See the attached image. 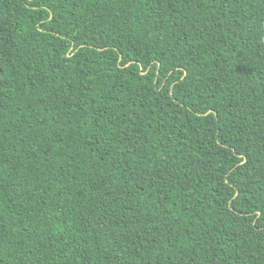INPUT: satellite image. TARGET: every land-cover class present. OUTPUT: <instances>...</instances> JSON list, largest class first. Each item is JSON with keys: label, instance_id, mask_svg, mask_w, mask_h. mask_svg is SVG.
Returning a JSON list of instances; mask_svg holds the SVG:
<instances>
[{"label": "trees", "instance_id": "obj_1", "mask_svg": "<svg viewBox=\"0 0 264 264\" xmlns=\"http://www.w3.org/2000/svg\"><path fill=\"white\" fill-rule=\"evenodd\" d=\"M0 264H264V0H0Z\"/></svg>", "mask_w": 264, "mask_h": 264}]
</instances>
